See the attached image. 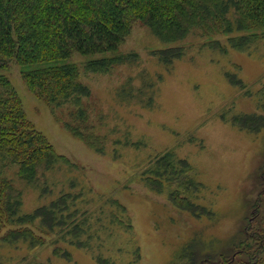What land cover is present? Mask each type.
<instances>
[{
  "label": "rangeland",
  "instance_id": "rangeland-1",
  "mask_svg": "<svg viewBox=\"0 0 264 264\" xmlns=\"http://www.w3.org/2000/svg\"><path fill=\"white\" fill-rule=\"evenodd\" d=\"M240 34L205 37L194 31L163 43L135 23L115 52L58 62L80 68L90 90L83 101L85 132L102 141L101 153L64 127L71 121L66 110L53 111L26 88L20 73L31 67L11 60L0 74L16 89L34 129L69 161L33 183L7 171L21 192L20 213L62 194L76 195L83 246L69 243L58 229L41 233L36 221L30 229L42 244L0 241V264H102L98 258L108 264H216L220 254L232 253L255 206L253 223L264 228V128L249 133L228 121L240 114L264 118V39L238 51L227 39ZM212 40L227 51L209 48ZM174 47L183 49L182 56L163 64L156 51ZM118 55H128L126 62L108 72L83 70L88 61ZM165 152L192 167L191 177L201 185L192 200L210 215L191 216L145 185L144 169Z\"/></svg>",
  "mask_w": 264,
  "mask_h": 264
},
{
  "label": "trees",
  "instance_id": "trees-1",
  "mask_svg": "<svg viewBox=\"0 0 264 264\" xmlns=\"http://www.w3.org/2000/svg\"><path fill=\"white\" fill-rule=\"evenodd\" d=\"M135 23L147 27L163 43L184 39L194 31L205 37L241 33L228 36L227 42L231 48L243 51L264 39V0H0V71L11 60L20 67H31L20 73L26 88L53 111L66 110L71 121L64 122V127L101 153L102 141L85 132L83 101L90 90L80 80V68L74 63L58 62L74 54L115 52ZM259 30L263 32L256 33ZM208 47L227 51L213 40ZM182 53L181 47L156 51L165 65ZM127 57L88 61L83 70L105 73L113 65L126 62ZM231 82L243 87L239 80L231 78ZM228 121L249 133L264 128V118L255 114L230 116ZM58 162L69 164L27 120L16 89L0 74V230L7 228L1 242L42 244L30 229L37 221L41 233L58 229V233L70 237L69 243L83 246L78 235L83 223L77 221L76 195L62 194L48 206L21 214V192L7 177V171L13 169L18 178L33 183ZM191 172L187 161L165 152L154 157L142 175L145 185L156 193H165L175 208L195 217L210 215L192 200L201 185L192 179ZM258 210L255 206L245 219L242 237L234 241L232 253L220 254L216 264H264V228L253 223ZM98 261L108 264L100 258Z\"/></svg>",
  "mask_w": 264,
  "mask_h": 264
}]
</instances>
